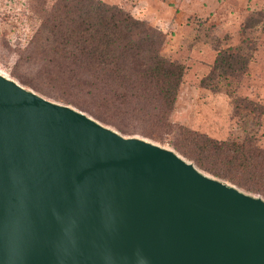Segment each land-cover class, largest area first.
Returning <instances> with one entry per match:
<instances>
[{
	"label": "water",
	"instance_id": "obj_1",
	"mask_svg": "<svg viewBox=\"0 0 264 264\" xmlns=\"http://www.w3.org/2000/svg\"><path fill=\"white\" fill-rule=\"evenodd\" d=\"M0 264H264V199L0 75Z\"/></svg>",
	"mask_w": 264,
	"mask_h": 264
},
{
	"label": "trees",
	"instance_id": "obj_2",
	"mask_svg": "<svg viewBox=\"0 0 264 264\" xmlns=\"http://www.w3.org/2000/svg\"><path fill=\"white\" fill-rule=\"evenodd\" d=\"M29 6L39 25L23 62L35 67V80L13 74L22 85L122 134L161 141L163 132L178 129L170 117L185 68L161 53V31L101 0H32ZM246 64L243 52H218L200 84L224 92L236 113L247 115L260 108L233 88ZM179 136L173 148L201 172L264 197V147L256 137L216 140L183 128Z\"/></svg>",
	"mask_w": 264,
	"mask_h": 264
},
{
	"label": "rangeland",
	"instance_id": "obj_3",
	"mask_svg": "<svg viewBox=\"0 0 264 264\" xmlns=\"http://www.w3.org/2000/svg\"><path fill=\"white\" fill-rule=\"evenodd\" d=\"M31 1L0 0V75L29 90L32 89L22 85L13 74L35 80V67L23 62L29 41L39 25L30 11ZM101 1L161 31L165 35L161 53L185 68L170 117L171 124L179 130L163 132L162 140L157 141L139 134H122L105 126L123 136L170 149L179 156L173 144H181L178 139L182 128L216 140L254 136L264 147V0ZM227 50L247 55L246 71L233 88L238 95L258 105L260 109L252 114H244L246 111L237 114L227 94L213 92L200 84L210 74L218 52ZM36 83L45 87L41 81ZM260 111L263 114L258 116Z\"/></svg>",
	"mask_w": 264,
	"mask_h": 264
}]
</instances>
